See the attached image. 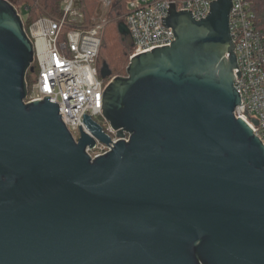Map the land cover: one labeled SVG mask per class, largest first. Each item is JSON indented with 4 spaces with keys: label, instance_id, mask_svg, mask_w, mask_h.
Instances as JSON below:
<instances>
[{
    "label": "water",
    "instance_id": "1",
    "mask_svg": "<svg viewBox=\"0 0 264 264\" xmlns=\"http://www.w3.org/2000/svg\"><path fill=\"white\" fill-rule=\"evenodd\" d=\"M168 5L175 40L103 90L130 136L112 143L87 114L75 141L49 97L25 103L32 44L0 0V264H264V145L234 117L231 0L199 20ZM94 138L112 146L91 159Z\"/></svg>",
    "mask_w": 264,
    "mask_h": 264
},
{
    "label": "built area",
    "instance_id": "2",
    "mask_svg": "<svg viewBox=\"0 0 264 264\" xmlns=\"http://www.w3.org/2000/svg\"><path fill=\"white\" fill-rule=\"evenodd\" d=\"M211 1H128L120 19L130 35L132 53L129 59L154 48L169 46L175 40L172 30L162 25L161 18L167 15L168 3L175 4L177 11L191 9L192 17L199 20L208 14ZM102 2L107 6L110 0ZM231 3L229 32L240 75L238 78L236 69L233 70L234 89L240 97L234 117L245 121L264 145V29L257 26L250 0H231ZM12 5L22 24L30 15V7L35 16L27 30L24 27L32 44L33 63L38 69L36 79L30 85L26 82L25 103L49 97V102L58 105L60 119L75 141L79 137V126L90 135L83 116L89 115L94 122L96 116H102V93L108 83L100 79L96 65L103 24L83 25L77 0H61L58 15L44 9L40 0H29V4L20 8ZM101 127L112 143L119 139L127 142L130 138L127 132H123L124 137L117 138L109 125ZM95 141L93 149L85 150L91 159L108 153L112 146Z\"/></svg>",
    "mask_w": 264,
    "mask_h": 264
},
{
    "label": "trees",
    "instance_id": "3",
    "mask_svg": "<svg viewBox=\"0 0 264 264\" xmlns=\"http://www.w3.org/2000/svg\"><path fill=\"white\" fill-rule=\"evenodd\" d=\"M29 4V0H26ZM61 0H40L41 6L46 9L48 12L58 15L60 8L59 2ZM98 1L99 0H77V5L82 13V22L83 25L87 26L91 24V18L95 15L98 10ZM130 0H112L109 4L106 17L110 19L109 22L105 25L102 33V42L99 47V54L96 58V65L98 72L102 67V64L105 63L111 71V75L114 73V77L123 78L126 76V69L129 63V56L132 53V49L125 48L124 43L121 42V37L117 31V25L119 18L122 16L123 12L126 10V4ZM178 3L180 0H174ZM19 0H17V3ZM252 2V8L256 16L257 26L261 29H264V0H250ZM34 9L30 7V15L23 22L25 29L29 27L31 21L34 19ZM120 49H123L121 51ZM101 61V65L99 64ZM115 67H114V64ZM33 66V65H32ZM34 67V66H33ZM113 68H116L115 70ZM125 69V71H124ZM36 67H34V72L31 73L28 71L25 75V82L30 85L35 77L34 73ZM125 72V74H123Z\"/></svg>",
    "mask_w": 264,
    "mask_h": 264
},
{
    "label": "rangeland",
    "instance_id": "4",
    "mask_svg": "<svg viewBox=\"0 0 264 264\" xmlns=\"http://www.w3.org/2000/svg\"><path fill=\"white\" fill-rule=\"evenodd\" d=\"M10 3H12V4H14L16 7H18V8H20V7H23V6H25V5H27L28 3H27V1L26 0H19V2L17 3V0H8ZM112 0H110V2H111ZM78 4V3H77ZM110 4V3H109ZM109 4L106 6L105 4H103V2H102V0H99L98 1V7H99V10H98V12L95 14V15H93V17L91 18V24H103V28L100 30V34H99V36H101V42H102V38H103V36H102V33H103V29H104V27H105V25L107 24V22H109L110 21V19H108L107 17H106V14H107V10H108V7H109ZM77 8H78V5H77ZM124 13V12H123ZM119 22H122L121 21V19L119 18V21H118V23ZM90 24V25H91ZM125 43H124V46H125V48H129L130 47V41L129 40H127V41H124ZM121 51H123V49H120ZM100 62H99V64L101 65V61L102 60H99ZM114 64V63H113ZM33 66L35 67V64L33 63ZM114 67H115V64H114ZM114 70L116 69V68H113ZM37 68H36V71H35V73H34V78L32 79V81H34L35 79H36V76H37ZM124 71H125V69H124ZM123 74H125V72H123ZM111 77H114V73L107 79V81L106 82H109V80H110V78ZM94 120H95V122H97V123H99L101 126H103L104 128H106L108 125H109V123L108 122H106L105 121V119L103 118V116H96L95 118H94Z\"/></svg>",
    "mask_w": 264,
    "mask_h": 264
}]
</instances>
